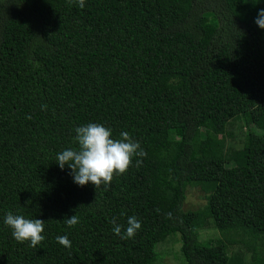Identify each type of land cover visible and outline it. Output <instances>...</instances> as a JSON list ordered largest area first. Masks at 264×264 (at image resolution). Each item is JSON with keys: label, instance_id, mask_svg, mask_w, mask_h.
Here are the masks:
<instances>
[{"label": "trees", "instance_id": "trees-1", "mask_svg": "<svg viewBox=\"0 0 264 264\" xmlns=\"http://www.w3.org/2000/svg\"><path fill=\"white\" fill-rule=\"evenodd\" d=\"M260 9L264 0H0V264H154L127 255L170 234L181 264H245L247 253L264 264ZM235 119L242 143L224 150ZM88 123L128 132L146 153L107 188L78 186L55 161ZM188 186L204 193L194 210L182 208ZM10 211L44 220L37 247L13 238ZM129 216L142 227L121 239L111 221L123 231ZM207 223L221 239H198ZM226 244L238 247L228 255Z\"/></svg>", "mask_w": 264, "mask_h": 264}, {"label": "clouds", "instance_id": "clouds-1", "mask_svg": "<svg viewBox=\"0 0 264 264\" xmlns=\"http://www.w3.org/2000/svg\"><path fill=\"white\" fill-rule=\"evenodd\" d=\"M69 6L78 5L81 9L85 7L86 0H68ZM255 23L264 29V9H260ZM42 105V109H46ZM74 141L76 147L67 148L59 152L56 162L61 170L65 165L71 170L70 175L73 182L78 186H85L91 182L95 188L109 187L115 176L126 174L133 166V160L144 157L146 153L141 148L139 141L132 139L128 132H121L120 138H113L112 129L101 123H88L75 129ZM141 159H135V166L139 167ZM3 223L12 231L13 238L19 242H29L30 247H37L44 239V220L27 219L23 215L8 212ZM68 227L79 223V217L73 215L66 221ZM113 232L121 239L134 238L142 224L135 216H129L127 228L122 231L123 226L112 220ZM57 242L71 249L72 242L67 235L57 236Z\"/></svg>", "mask_w": 264, "mask_h": 264}, {"label": "rangeland", "instance_id": "rangeland-1", "mask_svg": "<svg viewBox=\"0 0 264 264\" xmlns=\"http://www.w3.org/2000/svg\"><path fill=\"white\" fill-rule=\"evenodd\" d=\"M245 127L240 119H235L232 123L227 124L224 137V150H232L239 148L242 143ZM233 162L226 163L227 166ZM205 203L204 193L196 186H188L185 189V197L182 203L183 210H194L201 207ZM209 221V220H208ZM220 238L219 232L212 223H207L198 230V239L216 240ZM221 239V238H220ZM179 239L176 234L168 235L163 241L153 245L141 246L131 250L127 258L129 261H135L147 256H155L154 264H181L179 255ZM227 254L235 251L237 244H226ZM256 250L258 255L264 256V235H259L257 238ZM245 264H251L248 253L244 255Z\"/></svg>", "mask_w": 264, "mask_h": 264}]
</instances>
